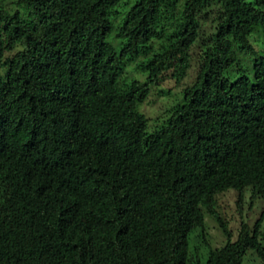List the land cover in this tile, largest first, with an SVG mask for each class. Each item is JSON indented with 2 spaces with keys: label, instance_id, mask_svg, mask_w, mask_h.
I'll return each mask as SVG.
<instances>
[{
  "label": "trees",
  "instance_id": "trees-1",
  "mask_svg": "<svg viewBox=\"0 0 264 264\" xmlns=\"http://www.w3.org/2000/svg\"><path fill=\"white\" fill-rule=\"evenodd\" d=\"M15 4L26 18L0 6V264H199L203 212L228 233L216 195L264 202V56L248 42L264 0ZM194 46L193 82L149 132L140 104ZM240 50L250 73L230 80ZM127 63L143 81L121 84ZM263 219L264 204L205 264H264Z\"/></svg>",
  "mask_w": 264,
  "mask_h": 264
},
{
  "label": "rangeland",
  "instance_id": "rangeland-1",
  "mask_svg": "<svg viewBox=\"0 0 264 264\" xmlns=\"http://www.w3.org/2000/svg\"><path fill=\"white\" fill-rule=\"evenodd\" d=\"M16 0H0V6L8 13L18 12L20 17L26 18L28 13L23 7L15 4ZM111 36V43L118 46L114 37ZM248 42L255 52L264 56V28L257 27L249 36ZM198 50L194 46L190 53V66L186 70L184 77L179 80L177 77H170L171 71L163 74L159 83L153 85L145 101L140 104L141 111L147 118L148 131L151 132L160 126L169 114V111L181 101L182 89L191 84L195 77ZM238 63L234 65V70L227 72L226 76L234 80L241 73L248 74L253 55L248 52L236 51ZM7 54L6 56H9ZM239 67V71H236ZM4 71L2 60H0V74ZM144 75L135 69L134 63H127L121 74V84L133 79L144 80ZM261 198H251L247 189H228L219 193L215 197L214 210L226 221L228 233L223 232V228L213 215L203 212V225L197 227L188 234V254L193 260H198L199 264H205L209 249L221 248L228 241L233 242L238 239L239 230L242 224L252 229L259 219L263 207ZM259 239L264 242V219L259 228ZM241 264H261L254 251L248 250L241 261Z\"/></svg>",
  "mask_w": 264,
  "mask_h": 264
}]
</instances>
